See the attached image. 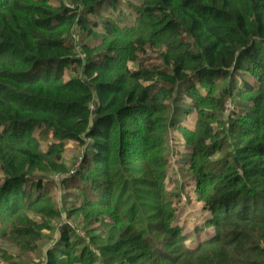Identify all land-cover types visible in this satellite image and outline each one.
I'll list each match as a JSON object with an SVG mask.
<instances>
[{
  "label": "trees",
  "instance_id": "trees-1",
  "mask_svg": "<svg viewBox=\"0 0 264 264\" xmlns=\"http://www.w3.org/2000/svg\"><path fill=\"white\" fill-rule=\"evenodd\" d=\"M69 2L0 0V258L20 264L65 216L41 264H264V0ZM184 99L200 238L164 182ZM68 141L61 211L44 181Z\"/></svg>",
  "mask_w": 264,
  "mask_h": 264
},
{
  "label": "rangeland",
  "instance_id": "rangeland-1",
  "mask_svg": "<svg viewBox=\"0 0 264 264\" xmlns=\"http://www.w3.org/2000/svg\"><path fill=\"white\" fill-rule=\"evenodd\" d=\"M58 1V0H57ZM65 5H69V0H61ZM125 13L128 12L126 8L123 9ZM103 15H107V11H102ZM76 39L69 38V41L79 45L78 35L75 33ZM74 52L77 55H81L78 46L75 47ZM130 67H135L130 64ZM186 103H189L187 99H184L180 104L174 105L173 110L168 115V122H173L174 125L169 127L166 134V152L165 159L167 162V170L165 177V186L167 192L172 195L173 205L176 209V221L175 225H178L184 233H196V237L200 238L206 236L212 229L204 231H196L197 227L203 225V222L210 216V211L205 208L204 204L198 201L195 197L194 189L195 183L192 175L185 168V158L188 153V149L185 146L182 134L177 130V124L188 128H193L196 114L193 112L184 116L181 112V107H184ZM233 109L232 103L227 101L224 104L223 114L226 117ZM45 142L42 143V147L45 148ZM82 155V148L73 141H68L65 144L64 151L62 153V163L64 164L65 172L61 174L53 173L48 180L44 181L48 191L51 193L56 207L61 211L64 210L62 199L64 190L61 185V180L67 177L70 173L74 172L80 163V156ZM1 178V174H0ZM68 222L74 225L75 222L67 220L63 216L60 220L56 221L52 225V229H43L41 231L42 239L39 242L40 249L34 252H29L27 255L19 253L15 248L10 245H2V248L6 249L8 253L17 254L22 256L20 264H41L45 260V251L48 247L52 246L59 238V225L61 222ZM77 233L80 236H85V232L81 228H77ZM189 245L197 243V239H189L186 241ZM17 259V258H16ZM19 260V259H18ZM17 260V261H18ZM0 264H6V262L0 258Z\"/></svg>",
  "mask_w": 264,
  "mask_h": 264
}]
</instances>
